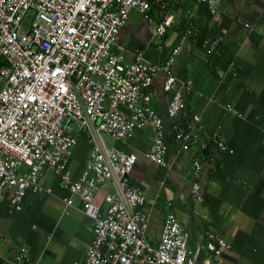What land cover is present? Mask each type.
<instances>
[{
  "label": "crops",
  "instance_id": "obj_1",
  "mask_svg": "<svg viewBox=\"0 0 264 264\" xmlns=\"http://www.w3.org/2000/svg\"><path fill=\"white\" fill-rule=\"evenodd\" d=\"M211 1L214 15L210 6L198 0H163L166 10L153 2L148 20L130 10L116 38L115 47L124 49L126 64L137 57L159 64L178 50L171 68L174 86L166 92V76L158 73L149 103L163 121L167 167L146 157L152 150L150 124L124 141L102 139L107 148L136 157L129 179L146 196L143 211L148 216L146 238L151 246L159 243L163 222L172 213L184 230L191 254L205 258L208 234H212L229 246L220 264H264V0ZM164 16H171L173 23L157 38ZM202 34L204 44L198 48L195 43ZM212 55L232 59L237 76ZM177 91L183 96L184 109L170 120L167 107ZM173 124L190 134L187 144L176 140ZM213 134H218L225 150L213 143ZM88 161L89 147L80 136L67 160L74 181ZM193 161L201 164L197 179L191 175ZM196 183L200 202L192 199ZM40 184L43 191L27 192L20 211L10 206L11 192L2 191L0 264H15L22 250L28 251L33 264L83 261L93 232L92 223L81 213L79 198L61 189L49 170L43 172ZM114 195L111 182L95 195L102 214L107 208L105 198ZM64 200H70L71 206Z\"/></svg>",
  "mask_w": 264,
  "mask_h": 264
},
{
  "label": "built area",
  "instance_id": "obj_2",
  "mask_svg": "<svg viewBox=\"0 0 264 264\" xmlns=\"http://www.w3.org/2000/svg\"><path fill=\"white\" fill-rule=\"evenodd\" d=\"M198 1L215 14L211 0ZM153 2L163 10L168 7L163 0ZM151 7L146 0H0V196L9 190L10 206L20 211L26 193L42 192L40 178L51 171L61 189L79 198L81 213L92 223L91 244L83 261L74 264H220L229 248L208 234L207 256L191 254L172 213L163 222L159 243L151 246L143 211L146 196L129 179L136 157L107 148L102 139L124 141L150 124L152 150L146 157L167 167L163 121L149 103L158 73L166 76V92L174 86L171 68L178 50L159 64L140 57L126 64L124 49L115 47L130 10L148 20ZM172 21L164 16L157 38ZM228 69L237 76L234 63ZM183 109L177 91L168 104V118L176 119ZM172 127L176 140L187 144L190 134L179 125ZM80 136L89 147V161L74 181L67 160ZM212 141L225 150L218 134ZM200 171L201 164L193 161L191 175L197 179ZM108 182L115 195L105 198L102 214L94 197ZM191 193L195 202L201 201L197 183ZM15 264H33L28 251H20Z\"/></svg>",
  "mask_w": 264,
  "mask_h": 264
},
{
  "label": "trees",
  "instance_id": "obj_3",
  "mask_svg": "<svg viewBox=\"0 0 264 264\" xmlns=\"http://www.w3.org/2000/svg\"><path fill=\"white\" fill-rule=\"evenodd\" d=\"M153 3V2H152ZM152 3H150L152 6H153V4ZM204 38H205V36L202 34L200 37H198L197 38V40H196V43H195V45H196V47H198V48H202L203 47V44H204ZM214 55V54H213ZM212 55V56H213ZM215 56H213V58H214ZM226 57V58H225ZM215 59H216V61L218 62H220L221 63V67L223 68V69H225L226 68V65L228 64L229 65V63L232 61V59H230L229 57L227 58V56H224V55H222V56H218V57H215Z\"/></svg>",
  "mask_w": 264,
  "mask_h": 264
},
{
  "label": "rangeland",
  "instance_id": "obj_4",
  "mask_svg": "<svg viewBox=\"0 0 264 264\" xmlns=\"http://www.w3.org/2000/svg\"><path fill=\"white\" fill-rule=\"evenodd\" d=\"M105 138V137H104Z\"/></svg>",
  "mask_w": 264,
  "mask_h": 264
}]
</instances>
